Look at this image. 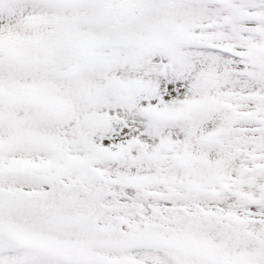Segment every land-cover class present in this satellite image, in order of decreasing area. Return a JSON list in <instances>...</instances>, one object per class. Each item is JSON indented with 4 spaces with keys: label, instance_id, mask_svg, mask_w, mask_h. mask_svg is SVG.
Instances as JSON below:
<instances>
[{
    "label": "snow or ice",
    "instance_id": "snow-or-ice-1",
    "mask_svg": "<svg viewBox=\"0 0 264 264\" xmlns=\"http://www.w3.org/2000/svg\"><path fill=\"white\" fill-rule=\"evenodd\" d=\"M0 264H264V0H0Z\"/></svg>",
    "mask_w": 264,
    "mask_h": 264
}]
</instances>
